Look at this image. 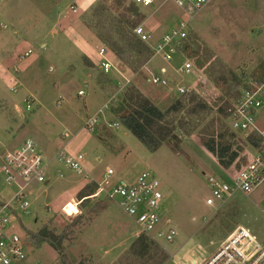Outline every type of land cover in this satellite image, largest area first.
I'll list each match as a JSON object with an SVG mask.
<instances>
[{
    "label": "rangeland",
    "instance_id": "374dc122",
    "mask_svg": "<svg viewBox=\"0 0 264 264\" xmlns=\"http://www.w3.org/2000/svg\"><path fill=\"white\" fill-rule=\"evenodd\" d=\"M73 3L76 12L70 9ZM131 3L0 0V201H9L17 191L14 183L7 184L1 169L6 151L31 137L48 162L49 181H32L26 189L29 205L21 209L12 203L18 216L3 213L10 219L6 231L17 232L24 241L27 257L21 264H178L185 258L210 255L230 233V224L264 240V182L249 195L235 192L218 209L205 202L211 194L207 175L232 182L257 150L239 141L240 167L233 163L224 168L202 144V137L212 135L234 140L229 135L231 120L219 107L226 104L227 108L249 81L264 77V0H211L200 9L190 19L182 42L192 46L193 56L183 49L172 61L180 64L186 56L194 70L179 74L168 67L173 91L147 80L158 65L166 63L160 59L147 63L146 49L124 55L134 68L129 73L105 45L106 56L116 68L102 73L98 49L103 38L122 43L117 32L120 19L138 18L137 24H143L156 40L180 18L173 4L156 12L138 7L139 17L131 11ZM28 49L31 52L25 55ZM86 55L99 66L89 64ZM178 85L185 89L187 101L181 111L167 116L175 121L177 136L151 150L122 123L111 104L120 87L134 86L165 110L182 95ZM191 93L204 107H194ZM29 97L33 101L27 109ZM91 117L97 120L88 128ZM236 134L242 137L243 132ZM62 149L82 155L90 178L55 155ZM108 166L114 170L109 176ZM143 172L160 181L162 223L177 232L171 242L151 239V255L144 258L133 252L137 236L133 221L114 202L102 196H90L83 203L78 199V192L93 180L107 177L110 186L132 183ZM72 199L80 201L77 211L66 215L62 208ZM227 203L234 214L223 218L219 209ZM45 225L64 234V256L47 242L37 244L30 237V231Z\"/></svg>",
    "mask_w": 264,
    "mask_h": 264
},
{
    "label": "built area",
    "instance_id": "2783aa9c",
    "mask_svg": "<svg viewBox=\"0 0 264 264\" xmlns=\"http://www.w3.org/2000/svg\"><path fill=\"white\" fill-rule=\"evenodd\" d=\"M132 1L141 8H150L155 12L166 4H173L178 9L180 16L178 22L168 27L156 40L143 24H137L133 28L134 33L151 48L147 63L154 59H160L166 63V65H158V72L150 73L147 80L171 90L168 67L179 74H190L194 70L193 63L186 56L180 64L176 65L172 61L175 54L183 53L184 44L182 45V42L187 37L190 19L211 0ZM70 9L77 11L74 3L70 5ZM30 52L31 49H28L25 55ZM107 53V47L103 44L98 54L102 57L100 68L104 73H109L116 68L112 60L106 56ZM247 85L228 108L231 128L236 131L255 133L259 137L260 147L256 149L257 152L251 160L238 171L234 181L228 182L213 175H207L211 194L206 197L205 202L217 209L226 203L235 192L239 191L249 195L264 182V125L259 124L264 123V78L249 81ZM122 89L123 87L119 88V90ZM177 90L179 93L185 91L180 85ZM78 93L84 94V90H79ZM25 100L26 107L29 109L33 98L29 97ZM96 120V117L89 118L86 121V127L92 128ZM55 155L78 174H84L85 177L90 178L81 163L83 158L81 154L72 155L62 149ZM47 166L48 162L45 161L35 140L31 137L26 138L19 148L6 151L2 158L1 169L5 180L7 184L14 183L17 191L9 201L0 205V264H21L27 257L22 237L17 232L6 231L5 226L10 219L3 213L7 211L18 216L17 208L13 207L12 203L17 204L21 209L29 205L24 198L26 189L32 181L38 183L49 181ZM105 172L109 176L114 173V170L108 166ZM93 181L98 186L94 195L104 193L109 200L114 202L133 221L137 236L146 234L155 242H161L160 238L169 242L175 239L177 233L175 228L170 225L166 226L168 223H162L163 193L160 189V181L151 172H143L132 183L122 181L113 186L108 184L107 177L102 181ZM79 202L74 199L67 202L62 208L63 212L66 215H73L77 211ZM70 203L75 207H70ZM178 264H264V240L257 239L247 228L239 225L207 257L185 258Z\"/></svg>",
    "mask_w": 264,
    "mask_h": 264
},
{
    "label": "trees",
    "instance_id": "16d2710c",
    "mask_svg": "<svg viewBox=\"0 0 264 264\" xmlns=\"http://www.w3.org/2000/svg\"><path fill=\"white\" fill-rule=\"evenodd\" d=\"M131 2V11L134 15H138L139 17H141V13L138 12L139 6L136 5L132 0ZM138 22V18L132 20L129 18L119 20L117 25V32L122 43H120L119 41H113L111 37L110 39L103 38V41H101L103 44L108 45L110 51H112L117 57L120 62L121 68L128 69V72L130 71L129 73H132L134 71V68H131L129 65H127L128 63L124 59L125 54L129 55L132 52L134 54L137 51L146 49V51L149 52L148 56L151 55V48L147 43L143 42L133 31V28L137 25ZM183 49L187 52L188 56H193L192 46L188 42L184 43ZM157 70L158 69L156 67L154 71L158 72ZM102 73L105 74L103 71ZM148 77L149 75L147 76V78ZM236 82H238V80ZM235 86L237 87V83L234 85V87ZM247 86L248 85L246 84L245 87ZM232 90L234 92V89ZM169 91L173 90L171 89ZM235 94L236 97H234L233 101L228 105L227 108L225 106L226 104L219 107L223 115L229 117L228 108L239 95L238 93ZM180 95L181 96L176 98L165 110H162L151 99L144 96L134 86H127L125 89L121 90L118 93L111 106L113 107V110L116 112L118 118L122 121V123L127 128H129L133 132V134L137 136L149 149L153 150L160 147L163 142L170 136H177L175 133V128L177 125L175 121L167 120V116L176 114L184 108L185 102L187 101L186 94L180 93ZM189 98L190 102L192 100H196V96L193 93H191V97ZM194 107L202 108L204 107V102L199 100L195 101ZM169 123H171V125ZM236 132L238 131L232 129L229 135L230 137L234 138V140L228 141L227 139L224 140L225 137L223 134H220L218 137L215 135L202 137L203 146L217 158L218 162L224 168H228L233 163H235L236 166L240 167V153L243 147L239 141L245 142L246 144L255 148V150L259 149L260 147L259 137L255 133L243 132V135H241L242 137H238ZM97 190L98 186L95 181H93V183L91 184L88 183L83 187V189L78 192V199L83 203L86 202L90 198V196H102V198L104 197L108 201H111L104 193L94 195ZM3 203L4 201H0V205H2ZM219 210V213L223 216V218L228 215L232 216L234 214L230 209L228 203ZM234 226L235 225L232 224L227 226V228L230 230L229 232H231L235 228ZM30 237L35 240L37 244L47 242L59 253V255H65V246L63 245L65 237L64 234H58L53 229H50L45 225L38 231H30ZM151 242L153 241L146 234H140L136 236L132 244L133 252L142 258H144L145 256H150Z\"/></svg>",
    "mask_w": 264,
    "mask_h": 264
},
{
    "label": "crops",
    "instance_id": "0c3cea01",
    "mask_svg": "<svg viewBox=\"0 0 264 264\" xmlns=\"http://www.w3.org/2000/svg\"><path fill=\"white\" fill-rule=\"evenodd\" d=\"M43 44H44V43H43ZM43 44H42V45H43ZM100 46H101V45H100ZM98 50H99V49H98ZM86 56H87V55H86ZM87 58H89V59H87V61L89 62V64H91V65H95L96 67L99 66V62L96 64L95 62L92 61V59H91L89 56H87ZM88 67L90 68V66H88Z\"/></svg>",
    "mask_w": 264,
    "mask_h": 264
}]
</instances>
